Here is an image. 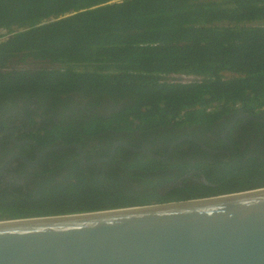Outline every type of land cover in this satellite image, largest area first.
Segmentation results:
<instances>
[{
    "label": "trees",
    "instance_id": "1",
    "mask_svg": "<svg viewBox=\"0 0 264 264\" xmlns=\"http://www.w3.org/2000/svg\"><path fill=\"white\" fill-rule=\"evenodd\" d=\"M180 75L195 80L185 84ZM73 96L116 111L66 117L76 112ZM19 103L26 112L59 113L58 123L31 135L39 147L93 146L101 154L87 162L108 157L103 151L118 140L146 149L137 134L148 143L151 134L185 127L205 135L224 117L264 120V0H0V111ZM243 121L249 144L240 150L236 142L230 157L184 158L179 144L167 162L115 158L83 167L75 148L48 153L27 181L32 188L0 189V222L264 189V125ZM177 169L181 183L165 188L167 172Z\"/></svg>",
    "mask_w": 264,
    "mask_h": 264
},
{
    "label": "water",
    "instance_id": "2",
    "mask_svg": "<svg viewBox=\"0 0 264 264\" xmlns=\"http://www.w3.org/2000/svg\"><path fill=\"white\" fill-rule=\"evenodd\" d=\"M240 117L264 123L249 114ZM119 145L155 160L168 159L125 143ZM72 148L80 152L86 166L110 162L116 150L109 158L90 162H85L83 149L77 144L47 148L44 153ZM0 264H264V189L145 207L2 221Z\"/></svg>",
    "mask_w": 264,
    "mask_h": 264
},
{
    "label": "flooded vegetation",
    "instance_id": "3",
    "mask_svg": "<svg viewBox=\"0 0 264 264\" xmlns=\"http://www.w3.org/2000/svg\"><path fill=\"white\" fill-rule=\"evenodd\" d=\"M73 99L75 100V102L74 103L72 102L71 104L72 107L74 106L76 107V112L74 114L69 110H65L66 117L69 116L92 117L94 114H99V113H100L99 114L100 117L101 116L108 117L111 113L116 111L112 108H106V107H112V104L108 102L103 103L98 109H93L87 107V102L90 98L80 99L78 96H73ZM9 105L12 107L11 104ZM22 107L23 104L19 103L18 108H16L15 111L12 110H10V112L0 111V118L2 117L6 123L5 126L0 125V189L1 190L7 189L8 193L13 195H15V186L27 185V187L32 188L31 184L27 183L28 179L33 178L35 180L36 173L37 172L40 173L42 170L41 164L43 162L45 155L48 153H53V152L44 153V150H46L47 148L43 149L39 147L37 143L33 141L30 137L33 133H36L41 129L42 124L44 125L46 123L50 124V122H48L49 120L53 119L56 123H58V114H59V113H55L56 114L55 116H53L52 114L46 116L43 110H39L35 106H31L30 110H28L27 112L23 110ZM117 110H119V108ZM12 116L15 117V119H12V121H10L9 118ZM31 118H34V121L36 122L35 125L31 124L30 121ZM241 119L250 120L244 117H240V115L230 116L228 118L224 117L222 118V120L214 124L215 125L214 131L206 132L205 135L196 133L195 130H191L189 127H185L184 130L167 131V132L159 131L154 134H151L150 140L147 143V141L142 137V135L137 134V139H138L137 144L142 145V147L147 146L148 149L138 148V147L137 148L147 150L156 156L165 155L159 157H163V158L168 157V159L164 161L156 160L159 162H167L172 157L176 149V146L179 144H184V146H182L181 148V152L183 153L184 158L187 157L190 158L191 156L195 155L196 152H200V153L203 152L210 155H222V156L230 157L237 150L235 146L236 142L238 141L240 142L241 144V146L239 147L240 150H244V148L249 144V140L247 138L249 130H244V129L245 128L249 129L250 126L245 121H243L242 125H239L238 123L239 120ZM257 123H261L264 125V123L261 121ZM219 124H229V126L227 127V129L220 131L219 129H217ZM233 128H235L234 131H231ZM242 138L244 139L246 138V139L244 141H241ZM250 138L260 139V137H258V133H256L255 131H252V135L250 136ZM202 139H204V141ZM206 141L211 144H217L218 148L211 149L209 145L206 144ZM120 143L127 144V142L118 140V141H114L113 144H111V146L109 147L105 146V148L107 147V149L103 152L108 156L106 158H109L112 155L113 150L116 147L115 154L112 160L107 163H111L115 158H117L118 161L133 160L137 157L143 160H149V159L155 160L148 155H144L142 153H134L131 150L127 149L125 146L119 145ZM204 146L207 149L204 148ZM120 147L123 148V150L121 149L119 151L118 148ZM93 150H94L93 146L86 147V149L83 150V156L85 162L87 156L95 157L101 154V153H97L98 150H94V151ZM153 151L156 153H154ZM79 155H81L80 152ZM178 156L179 158H182L180 157V154ZM24 159H27L28 161L35 163V165L29 164ZM79 161H80V165L83 167L93 166V165H89V166L83 165L81 163L80 156H79ZM96 165H100V164H96ZM159 173L166 174V172H159ZM179 174H180L179 169H177L176 171L169 170L167 172L166 178L168 179L170 177L171 182L165 185L164 187L168 188L170 186H174L177 183L180 184L182 180L178 179ZM189 177L190 176H185L183 179L187 180V178ZM158 178L160 177L158 176ZM131 184L140 185L138 183H132V182ZM161 192H163V190Z\"/></svg>",
    "mask_w": 264,
    "mask_h": 264
},
{
    "label": "built area",
    "instance_id": "4",
    "mask_svg": "<svg viewBox=\"0 0 264 264\" xmlns=\"http://www.w3.org/2000/svg\"><path fill=\"white\" fill-rule=\"evenodd\" d=\"M178 78H180V82L182 83H191L195 80L194 77H190V76H184V75H180V76H176Z\"/></svg>",
    "mask_w": 264,
    "mask_h": 264
}]
</instances>
